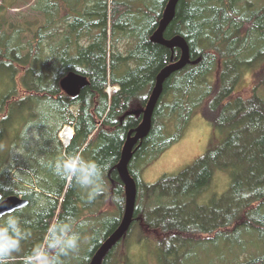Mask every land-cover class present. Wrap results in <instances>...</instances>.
<instances>
[{
    "label": "trees",
    "instance_id": "obj_1",
    "mask_svg": "<svg viewBox=\"0 0 264 264\" xmlns=\"http://www.w3.org/2000/svg\"><path fill=\"white\" fill-rule=\"evenodd\" d=\"M167 1L34 0L29 10L38 18L0 19V70L17 86L0 105V194L28 201L13 212L31 232L12 264H22L56 220L75 218L81 234L79 252L63 264H89L118 226L125 199L116 170L122 146L141 121L157 74L180 55L149 40ZM175 35L188 44L189 63L164 81L150 130L133 148V219L101 264H132V232L173 264H191L187 247L218 241L223 256L210 264H264V98L257 93L264 88V0H178L163 34ZM69 72L87 80L74 97L59 87ZM247 73L253 89L239 96L235 85ZM196 114L223 132L222 139L178 174L142 182L140 169L176 143ZM65 126L73 133L63 145L58 134ZM73 152L106 166L105 191L91 203L83 189L46 167ZM216 171L227 174V185L202 202ZM109 210L106 230L94 232Z\"/></svg>",
    "mask_w": 264,
    "mask_h": 264
},
{
    "label": "rangeland",
    "instance_id": "obj_2",
    "mask_svg": "<svg viewBox=\"0 0 264 264\" xmlns=\"http://www.w3.org/2000/svg\"><path fill=\"white\" fill-rule=\"evenodd\" d=\"M34 0H0V19L5 18L7 22H22V20H34L38 18L36 12L29 10V6ZM7 29V28H6ZM5 29V30H6ZM1 31V25H0ZM121 50H125L126 44L124 42L119 44ZM257 72V71H256ZM255 72V73H256ZM8 71L0 70V105L3 99L8 96L11 91L17 86L13 82ZM253 76L247 73L235 85L234 92L239 96H246L252 91ZM112 88H107L110 93ZM264 98V88H259L257 92ZM11 106V105H10ZM71 127L66 126L62 132ZM223 132L216 130L209 125L199 114L192 117L184 130L181 138L168 147L156 159L145 164L140 170V180L144 183L152 184L156 182L163 175H176L186 167L190 166L194 160L202 156L211 145L212 141H220ZM61 139H64L61 137ZM227 174L216 171L210 187L206 190L200 201L208 202L211 196L220 195L223 193L227 185ZM85 192V190L83 191ZM86 195V192H85ZM106 209V208H105ZM115 211H113V214ZM111 217L109 210L101 220L96 221L98 228L94 231L96 233L104 232L103 228L106 224L107 218ZM111 219V218H110ZM103 226V227H102ZM103 228V229H102ZM87 230H91V226ZM136 229L134 230V232ZM133 233V232H132ZM130 234L128 238V257L132 264H173L174 258H168L165 255L155 252L153 247L145 243H137L135 236ZM89 238V236H88ZM222 241H218L215 245L207 243L205 246H189L185 249L186 261L191 264H210L220 262V257L223 256L224 248L221 246ZM146 245V246H145ZM123 246L120 248L118 255L124 254ZM127 253V252H126ZM249 253V252H248ZM247 252L239 255V259L246 257ZM181 254V252H180Z\"/></svg>",
    "mask_w": 264,
    "mask_h": 264
},
{
    "label": "clouds",
    "instance_id": "obj_3",
    "mask_svg": "<svg viewBox=\"0 0 264 264\" xmlns=\"http://www.w3.org/2000/svg\"><path fill=\"white\" fill-rule=\"evenodd\" d=\"M55 176L74 182L85 190L87 203L95 201L104 191V172L94 159L85 158L80 153H67L46 164ZM33 185L29 184L31 189ZM0 209H7V202L0 196ZM31 232L23 226L20 216L9 213L0 216V264H12L22 251V243L28 240ZM81 234L77 221L68 216L49 224L42 243L35 244L22 257V264H63V258L79 252Z\"/></svg>",
    "mask_w": 264,
    "mask_h": 264
},
{
    "label": "water",
    "instance_id": "obj_4",
    "mask_svg": "<svg viewBox=\"0 0 264 264\" xmlns=\"http://www.w3.org/2000/svg\"><path fill=\"white\" fill-rule=\"evenodd\" d=\"M177 3L178 0H168L166 2L157 27L150 35L149 40L152 43L160 44L167 48H177L180 52V55L175 61L167 64L159 71L155 78V83L148 97L147 103L143 109L140 123L126 135L121 149L120 159L116 165V170L124 189L125 199L123 214L118 226L102 241V243L95 250L89 261V264H101L103 258L106 256L109 250L123 237L132 222L136 201V185L135 181L128 172V163L131 160L133 148L140 140L146 137L150 130L152 113L162 92L164 81L172 73L181 70L189 63V46L185 39L180 35H175L169 39H166L163 36L167 25L174 17ZM86 85V78L83 75L75 72H69L59 80L60 89L69 97L76 96ZM0 196L2 195L0 194ZM3 198L7 202V209H0V216H4L5 214L23 208L28 204V201L21 196L11 195Z\"/></svg>",
    "mask_w": 264,
    "mask_h": 264
},
{
    "label": "built area",
    "instance_id": "obj_5",
    "mask_svg": "<svg viewBox=\"0 0 264 264\" xmlns=\"http://www.w3.org/2000/svg\"><path fill=\"white\" fill-rule=\"evenodd\" d=\"M64 129V128H63ZM69 130H71L70 128H68L66 131H64V132H60L59 133V136H60V139H61V137L62 138H64V139H61V141L64 143V144H66L67 142H68V139H69V137H70V133H69Z\"/></svg>",
    "mask_w": 264,
    "mask_h": 264
},
{
    "label": "bare ground",
    "instance_id": "obj_6",
    "mask_svg": "<svg viewBox=\"0 0 264 264\" xmlns=\"http://www.w3.org/2000/svg\"><path fill=\"white\" fill-rule=\"evenodd\" d=\"M60 132H61V131H60ZM60 132H59V133H60ZM69 133L71 134V130H69Z\"/></svg>",
    "mask_w": 264,
    "mask_h": 264
}]
</instances>
